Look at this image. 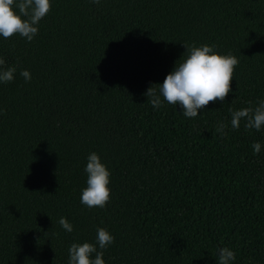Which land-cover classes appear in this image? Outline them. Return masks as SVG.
<instances>
[{
  "label": "trees",
  "instance_id": "trees-1",
  "mask_svg": "<svg viewBox=\"0 0 264 264\" xmlns=\"http://www.w3.org/2000/svg\"><path fill=\"white\" fill-rule=\"evenodd\" d=\"M38 29L0 36V70L17 69L0 82V264H69L85 242L105 264H218L223 247L264 264V125L231 126L264 101V0H51ZM184 44L239 61L195 118L145 95ZM93 152L111 173L103 208L81 203Z\"/></svg>",
  "mask_w": 264,
  "mask_h": 264
},
{
  "label": "clouds",
  "instance_id": "clouds-1",
  "mask_svg": "<svg viewBox=\"0 0 264 264\" xmlns=\"http://www.w3.org/2000/svg\"><path fill=\"white\" fill-rule=\"evenodd\" d=\"M92 2L99 4L100 0ZM50 9L51 0H0V36L10 38L19 34L29 42L32 41L39 31V22ZM184 46L186 53L167 75L163 84L152 85L145 95L153 107L159 108L163 101H166L170 105H179L185 117L195 118L210 102H223L229 95L234 69L239 61L231 53L219 54L214 46ZM4 64L5 60L0 58V66ZM16 71L15 66L0 70V82H11ZM20 74L26 81L31 79L27 70ZM242 119L246 121V129L254 128L259 131L264 125V101H260L256 107L232 111V128L238 129ZM227 127V124L220 123L217 131L226 134L224 130ZM252 147L254 154L261 151L260 143H254ZM85 171L88 173V179L87 187L82 191L81 203L90 208L105 207L110 199V171L95 152L89 155ZM59 223L67 232L73 231V225L66 218H61ZM114 239L105 228L97 230L100 249H106ZM217 251L218 264H232L236 259L235 252L228 247L219 248ZM103 255V251H98L95 244L73 243L69 248V264H105Z\"/></svg>",
  "mask_w": 264,
  "mask_h": 264
}]
</instances>
